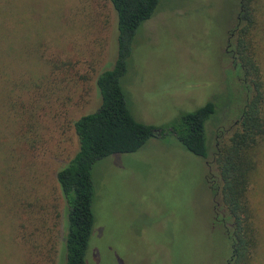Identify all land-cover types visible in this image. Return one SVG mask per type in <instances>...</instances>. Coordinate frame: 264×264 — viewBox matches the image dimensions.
I'll use <instances>...</instances> for the list:
<instances>
[{"label":"rangeland","instance_id":"obj_1","mask_svg":"<svg viewBox=\"0 0 264 264\" xmlns=\"http://www.w3.org/2000/svg\"><path fill=\"white\" fill-rule=\"evenodd\" d=\"M32 6L37 45L8 66L12 97H0V236L11 252L5 256L0 247V264L65 263L68 205L57 173L79 149L74 122L101 105L98 75L118 57L109 0H33ZM251 6L264 81V0ZM244 22L243 0H160L135 36L122 80L130 112L141 123L171 130L182 115L214 103L206 123L210 154L195 156L168 133L136 153L99 162L87 264L232 260L234 221L221 202L215 159L253 97L238 60L237 32L232 36ZM57 60L67 66L53 70ZM251 190H257L253 201L264 231V168ZM34 242L44 247L32 250Z\"/></svg>","mask_w":264,"mask_h":264},{"label":"trees","instance_id":"obj_2","mask_svg":"<svg viewBox=\"0 0 264 264\" xmlns=\"http://www.w3.org/2000/svg\"><path fill=\"white\" fill-rule=\"evenodd\" d=\"M253 1L243 0L245 22L237 29L238 60L252 85L250 88L253 87V97L236 130L222 144L215 159L221 179V202L234 221L230 264H254V260L260 264L264 258V231L259 220L260 210L253 201L257 190H251L252 184H259L264 168V81L259 55L252 43L258 23L256 9L251 6ZM32 2L33 0H0V97H12L11 84L14 81L7 71L11 69L9 67L24 59L23 52L32 53L33 46L37 45L32 40V30L35 29ZM109 2L117 16L118 57L112 69L98 75L96 83L101 95V105L96 112L84 115L74 122L79 149L57 173V182L68 205L64 264H87L96 226L93 172L99 162L116 154L136 153L150 139L164 137L168 133L175 134L191 154L203 159H207L210 154L206 123L216 113L214 103L182 115L171 130H161L137 121L128 106L122 80L127 72L133 42L142 26L156 14L160 0ZM40 45L44 46V43L40 42ZM43 55H37V60H43ZM51 65L53 70H62L67 66L61 60L52 61ZM1 225L3 221L0 219ZM4 242L5 237L0 236V247ZM43 247V242H34L32 250ZM53 249L54 246L50 250ZM3 254L11 255L5 245ZM46 261H49L48 256Z\"/></svg>","mask_w":264,"mask_h":264},{"label":"flooded vegetation","instance_id":"obj_3","mask_svg":"<svg viewBox=\"0 0 264 264\" xmlns=\"http://www.w3.org/2000/svg\"><path fill=\"white\" fill-rule=\"evenodd\" d=\"M237 29H238V28H237ZM237 29H235V30H234V33H233V35H232V36H234V35H235V32H237ZM217 206L219 207V204H218ZM217 215H218V214H217ZM225 215H226V214H223V216H224V217H225ZM224 221H225V220H223V222H224ZM228 264H230V263H228Z\"/></svg>","mask_w":264,"mask_h":264}]
</instances>
